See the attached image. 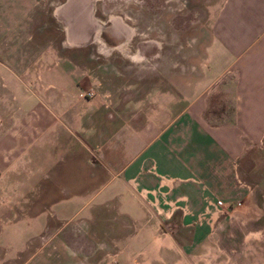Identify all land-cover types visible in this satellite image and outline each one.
I'll list each match as a JSON object with an SVG mask.
<instances>
[{
  "label": "rangeland",
  "instance_id": "1",
  "mask_svg": "<svg viewBox=\"0 0 264 264\" xmlns=\"http://www.w3.org/2000/svg\"><path fill=\"white\" fill-rule=\"evenodd\" d=\"M65 1L37 0V26L20 67L28 90H46L40 74L47 79L50 51L60 50L54 73L61 76L53 79L66 93L52 89L61 103L48 105L49 119L30 118L37 107L21 103L22 88L8 72L0 74V264H117L118 250L128 253L139 239H152L149 225L159 219L151 217L154 208L120 166L97 164L86 131L92 128L100 145L116 116L125 126H143L166 91L182 94L189 81L194 91L204 85L199 77L220 0H82L76 14ZM55 6L61 16L74 14L73 21L65 25L53 16L52 22ZM66 58L74 60L72 67ZM219 100L225 99L218 97L212 109ZM25 117L29 129L12 135ZM238 169V185L247 192L206 214L215 237L207 258L264 264V139L245 152ZM156 240L160 254L161 237Z\"/></svg>",
  "mask_w": 264,
  "mask_h": 264
},
{
  "label": "crops",
  "instance_id": "2",
  "mask_svg": "<svg viewBox=\"0 0 264 264\" xmlns=\"http://www.w3.org/2000/svg\"><path fill=\"white\" fill-rule=\"evenodd\" d=\"M69 2L74 14L83 6L82 0ZM36 6L37 0H0V74L12 75L23 91L20 102L37 107L38 114L29 117L44 122L49 119L48 105L61 103V95L52 89L64 88L53 79L56 74L57 78L61 76L60 70L54 73L61 57L58 48L50 51L53 62L47 68V79L43 74L39 77L46 90H28L20 73L22 60L30 53V30L37 26L32 15ZM57 7H53L52 22L53 16L65 25L73 21L74 14H70L72 19L66 14L61 16L56 13ZM211 22L212 40L199 77L204 85L198 91L197 87L193 90L196 83L192 81L181 85L182 94L166 91L164 102L155 105L153 117L149 112L143 126H125L116 116L114 129L102 133L106 137L100 145L92 128L86 131L85 137L93 138L88 148L97 151V164L108 160L120 166L128 182L156 212L147 210L148 214L159 217L149 225L153 240L139 239L128 253L121 248L114 253L117 264L223 262L207 258L215 237L214 221L206 214L247 192L238 185L239 161L264 139V0H220ZM66 62L72 67L74 60L66 58ZM188 91H192L190 96L186 95ZM13 97L18 98L15 91ZM218 97L225 100H219L218 109H212ZM174 107L176 110L171 112ZM210 113L214 115L208 117ZM30 118L20 119L12 135L21 133L23 126L29 129ZM135 120L141 122V116ZM73 147L75 153L78 147Z\"/></svg>",
  "mask_w": 264,
  "mask_h": 264
},
{
  "label": "built area",
  "instance_id": "3",
  "mask_svg": "<svg viewBox=\"0 0 264 264\" xmlns=\"http://www.w3.org/2000/svg\"><path fill=\"white\" fill-rule=\"evenodd\" d=\"M94 93H95V91L93 89H88L86 91V94H88V95H94Z\"/></svg>",
  "mask_w": 264,
  "mask_h": 264
},
{
  "label": "bare ground",
  "instance_id": "4",
  "mask_svg": "<svg viewBox=\"0 0 264 264\" xmlns=\"http://www.w3.org/2000/svg\"><path fill=\"white\" fill-rule=\"evenodd\" d=\"M71 40V42L73 41V39H70Z\"/></svg>",
  "mask_w": 264,
  "mask_h": 264
}]
</instances>
